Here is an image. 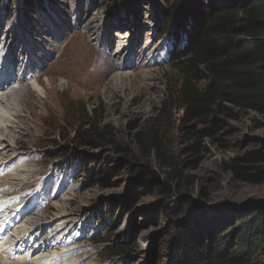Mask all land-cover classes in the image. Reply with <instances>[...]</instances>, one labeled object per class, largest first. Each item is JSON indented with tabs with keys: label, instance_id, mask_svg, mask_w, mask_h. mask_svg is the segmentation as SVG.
<instances>
[{
	"label": "rangeland",
	"instance_id": "374dc122",
	"mask_svg": "<svg viewBox=\"0 0 264 264\" xmlns=\"http://www.w3.org/2000/svg\"><path fill=\"white\" fill-rule=\"evenodd\" d=\"M201 1L240 4L243 0ZM24 2L4 0L0 4V48L13 60L15 73L24 71L31 88L28 109L19 114L22 132L9 127L17 126L19 117L2 108L6 102L0 104V146L8 141L13 145L6 151L1 150L6 145L1 147L0 156L15 175L7 179L9 174L0 173V190L8 187L0 192L1 203H11L12 210L9 216L0 215V264H35L38 258L41 264H154L152 257L155 264H166L170 235L165 220L151 216L153 205L162 196L154 188L153 193H144L132 203L128 200L130 177L135 176L136 168L131 165L137 162L146 164L159 181L170 186L173 194L163 199L166 206L175 209L180 194H186L196 204L187 217L203 212L202 222L211 228L221 226L233 212L264 206V116L243 111L225 119L211 136L199 138L196 162H182L191 157L182 151L190 139L181 137L176 128L180 111L174 101L179 76L167 63L171 38L161 28L164 0H45L35 12L25 10ZM115 32L126 36L122 41L134 49L128 70L132 76L118 81V88L112 77L119 68V57L127 50L115 55ZM50 42L54 54L37 65L30 50L40 48L35 58L40 57ZM82 53L86 54L83 63L75 59ZM136 53L145 63L150 61L146 69L139 67ZM142 69L146 76L139 73ZM49 90L51 98L41 103ZM164 102L170 106L169 117L156 121ZM93 110L99 125L110 132L111 141L80 146L76 131L88 121L84 112L91 115ZM154 126L166 156L179 164L180 179H172L171 169L156 157H143L147 151L143 153L136 136ZM4 133L18 137L17 142L9 138L6 142ZM62 150L68 152L67 157H62ZM251 151L263 156L248 169L262 178L260 182L237 179L228 168L231 161L239 163L237 159ZM49 152L59 156L51 159L46 156ZM98 168L110 173L101 179ZM5 178L12 182L5 183ZM107 210L119 215L113 226L105 221L110 216ZM37 213L42 225L39 230L29 225ZM5 227L9 230L4 233ZM127 229L132 230L135 245L123 251ZM44 239L50 247L34 254L36 242ZM51 255H61L60 261L45 262ZM250 264H264V246Z\"/></svg>",
	"mask_w": 264,
	"mask_h": 264
},
{
	"label": "trees",
	"instance_id": "16d2710c",
	"mask_svg": "<svg viewBox=\"0 0 264 264\" xmlns=\"http://www.w3.org/2000/svg\"><path fill=\"white\" fill-rule=\"evenodd\" d=\"M3 1L0 0V4ZM25 2V10L30 12L45 4V0ZM161 13V28L171 38L167 63L179 76L174 101L180 111L176 128L181 137L190 139L182 151L191 157L182 162L191 165L199 158L195 154L199 150V138L211 136L222 127L225 119L243 111L264 116V0H243L240 4L164 0ZM169 111L170 106L164 102L155 120L167 119ZM84 114L88 121L80 126L82 130L76 131L75 141L78 140L80 146H95L99 140L109 143L110 132L99 125L96 110L91 115ZM154 128L136 136L143 153L147 151L144 159L156 157L171 169L172 179H180L177 160L166 156ZM60 153L62 157L68 156L66 150ZM48 154L46 156L51 159L59 156ZM262 157L258 151H251L240 156L239 163L231 161L228 168L237 179L260 182L262 178L248 169ZM137 163L131 165L136 168L135 176L130 177L128 200L132 203L144 193H153L154 188L163 199L170 198L173 194L170 186L159 181L158 175L146 164ZM96 173L102 179L110 171L98 168ZM178 200L175 209L166 206L164 200L153 205L151 210L152 217L165 220L170 235L166 264H250L263 248L264 206H256L250 212H233L221 226L211 228L202 222L203 212L192 219L187 217L196 205L188 195L180 194ZM106 212L110 216L105 221L112 226L118 223L119 215L114 216L112 210ZM124 235L126 241L120 249L126 251L135 245V236L131 229ZM151 261L155 264V257Z\"/></svg>",
	"mask_w": 264,
	"mask_h": 264
},
{
	"label": "bare ground",
	"instance_id": "6f19581e",
	"mask_svg": "<svg viewBox=\"0 0 264 264\" xmlns=\"http://www.w3.org/2000/svg\"><path fill=\"white\" fill-rule=\"evenodd\" d=\"M49 31V30H48ZM50 31L53 33V31H54V29H50ZM65 33V32H64ZM63 33V34H64ZM63 34L61 35V38L63 37ZM66 35V34H65ZM114 35H116V36H118V43L117 44H115V55H117L121 50H123V51H125V49L127 50V52H126V54L124 55V56H122V57H119V59H118V66H119V68H118V70L113 74V81H114V83H115V81H117V88H118V81H120V82H123L125 79H127V77H128V70L130 69V67H132L131 66V63L129 62V59H130V57H132L133 56V54H134V49H133V47L131 46V43H129V42H123L122 40L126 37V36H123L122 35V33H119V32H115L114 33ZM46 40V39H45ZM48 40V39H47ZM126 43H128L126 46H125V44ZM148 44V41H146V43L144 44V46L145 45H147ZM49 45H51V46H49V48H47V46H45L44 48H42V50H44L43 51V53H41V56L40 57H37V58H35V52L37 51V50H41L40 48L38 49V48H34V49H31L30 50V56H32L36 61H34V62H36V64L37 65H43L44 63H45V60H47V59H49L48 57H50L51 56V53H53L54 54V52H55V50H53L51 47H53V42H50V44ZM117 45V46H116ZM124 45V47H123V49H122V46ZM36 49V50H35ZM80 50V49H79ZM46 51H47V53H46ZM139 53V52H138ZM138 53H136L137 54V59L139 60V67H144L145 69L147 68V64H149V62H146L145 63V61L144 60H142L143 59V57L141 58V55H138ZM135 54V55H136ZM127 55V56H126ZM151 55V52L149 53V56ZM85 57H86V54L85 53H82V54H78L77 56H76V58L75 59H79L80 60V62H82L83 63V60L85 59ZM151 57V56H150ZM0 58L2 59V61H3V64L2 65H0V104H2V103H5L6 102V104H4L3 105V107L2 108H5V110H7V112L9 113L10 112V115H12V116H14V117H16V116H18L19 117V114H22V112H24V110H26V109H28V106H29V103H30V100H29V93L30 92H28L29 90H31V88H28V86H27V83H26V80L27 79H25L24 77H25V75H23L22 73L24 72V71H20V70H18V72H20V73H15V69H14V64H13V60L12 59H10V58H7L6 56H4V54L2 53V48H0ZM148 59V58H147ZM150 59V58H149ZM2 63V62H1ZM76 65V64H75ZM80 66V65H79ZM143 68V69H144ZM14 69V70H13ZM27 69V68H26ZM141 70L139 73H142L141 75L142 76H146L147 75V73L145 72L146 70ZM3 70V71H2ZM22 72V73H21ZM26 72V71H25ZM28 72V71H27ZM29 72H30V70H29ZM89 75V74H88ZM132 75L131 74H129V77H131ZM88 77V76H87ZM131 79V78H130ZM27 87V88H26ZM123 87V86H122ZM26 88V89H25ZM24 89V90H23ZM26 92V93H25ZM51 91L49 90L48 92H46V96L43 98V99H45V100H40V102L41 103H43V104H45V103H47V101H48V99L49 98H51ZM31 106V105H30ZM1 110V109H0ZM2 114H3V112H2ZM22 117V116H21ZM25 118V117H24ZM26 120V119H25ZM27 121V120H26ZM18 122H19V124L17 125V126H12L11 124H9V127H12V128H14V129H18V133H20V132H22V131H19V129L23 126V120H22V118H18ZM26 126V125H25ZM1 129V128H0ZM27 130V129H26ZM2 130H0V132H1ZM14 131V130H13ZM6 133V132H5ZM4 133V135H6ZM2 134V133H1ZM21 136V135H20ZM3 136H1L0 135V141H1V138H2ZM6 137V138H5ZM4 137V140H6V142H7V138H9L10 139V141H15V142H17V140H18V137H16V136H14V135H9V136H5ZM3 141V140H2ZM11 142H7L6 144H3V145H1L0 146V148L1 147H3V146H5L4 148H2L1 150H8V149H10L9 147H11V146H13V145H11L10 144ZM22 148V147H21ZM17 147L15 148V149H13V154H15L16 155V153H17ZM5 153V152H4ZM12 155V154H11ZM18 155V154H17ZM22 155V154H21ZM12 157V156H11ZM14 157H16V156H14ZM19 166H21V164L19 165ZM19 166H17V167H19ZM16 167V168H17ZM12 168L9 166V165H7V161H2V159H1V156H0V173H3V174H9L8 176H6L7 177V179H13L14 178V174L12 173ZM21 170H23V169H21ZM16 174V173H15ZM7 179L5 178L4 180H5V183H9L8 181H10V180H8L7 181ZM20 179V178H19ZM26 179V178H25ZM10 182H12V181H10ZM10 184V183H9ZM5 188H8V187H4V188H2V190H0V192H2V191H4L3 189H5ZM1 197V196H0ZM3 201V197H1V200H0V215H4V216H9L10 214H11V212H12V210H11V203L10 204H8V205H5L4 203L2 204L1 202ZM14 205V204H13ZM16 206V205H15ZM1 207H3V208H1ZM63 207V205H61V206H59V208H62ZM5 210H8L7 212H6V214H3V212L5 211ZM16 211H17V209H16ZM17 214V213H16ZM1 220V219H0ZM32 220L33 221H31L30 223H29V225H30V227L31 226H37L36 228H37V230H39L40 229V227L42 226L41 224H39L40 223V219H39V213H37L35 216H33V218H32ZM27 223V222H26ZM1 225H3V224H1ZM25 225V229L24 230H28V228H27V226H28V224H24ZM29 227V226H28ZM9 230V228H6L5 227V230H4V233L5 232H7ZM2 243V242H1ZM2 246H3V243H2ZM1 246V247H2ZM36 246H37V248H34V254H36V253H40L42 250H44L45 248H47V247H50V244L44 239L43 241H40V242H36ZM0 250H2V249H0ZM6 250V249H5ZM50 255V254H49ZM52 255H54V254H52ZM51 255V258L50 257H47V258H49V259H47V260H45V262H47L48 263V261H54V262H59L60 261V259H61V255H59V256H57V257H55L56 256V254H55V256H52ZM42 259H36V262H35V264H41V261ZM71 260V259H70ZM68 261V260H67ZM72 261V260H71ZM74 262V261H73ZM18 263V262H17ZM18 264H22L21 262L20 263H18ZM54 264V263H53ZM65 264H67V263H65Z\"/></svg>",
	"mask_w": 264,
	"mask_h": 264
}]
</instances>
